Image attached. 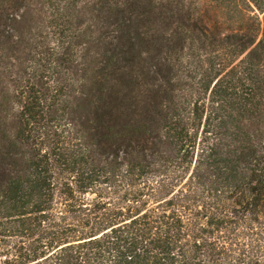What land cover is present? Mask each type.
Listing matches in <instances>:
<instances>
[{
  "label": "trees",
  "instance_id": "obj_1",
  "mask_svg": "<svg viewBox=\"0 0 264 264\" xmlns=\"http://www.w3.org/2000/svg\"><path fill=\"white\" fill-rule=\"evenodd\" d=\"M0 0V264H264V0Z\"/></svg>",
  "mask_w": 264,
  "mask_h": 264
},
{
  "label": "rangeland",
  "instance_id": "obj_2",
  "mask_svg": "<svg viewBox=\"0 0 264 264\" xmlns=\"http://www.w3.org/2000/svg\"><path fill=\"white\" fill-rule=\"evenodd\" d=\"M199 6L204 14V19L206 21L210 20L213 24V15L220 9L221 6H219V4H217L214 0H199Z\"/></svg>",
  "mask_w": 264,
  "mask_h": 264
}]
</instances>
